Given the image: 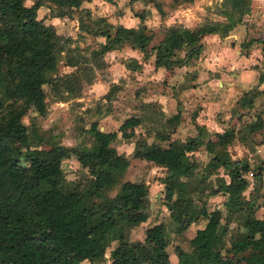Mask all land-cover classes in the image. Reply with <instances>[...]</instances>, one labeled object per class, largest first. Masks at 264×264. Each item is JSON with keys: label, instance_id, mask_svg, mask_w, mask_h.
<instances>
[{"label": "trees", "instance_id": "1", "mask_svg": "<svg viewBox=\"0 0 264 264\" xmlns=\"http://www.w3.org/2000/svg\"><path fill=\"white\" fill-rule=\"evenodd\" d=\"M83 1L88 0H32L28 4L0 0V264H80L83 260L92 264L101 260L113 240L116 244L105 264H173L165 251L169 236L163 222L145 226L142 239L136 242L126 240L125 230L149 216L147 186L141 181L119 180L128 158L112 143L117 133L124 140L139 135L132 156L163 168L164 205L179 228L198 216L205 219L189 239L190 249L177 248L175 264H264V215L255 216L257 196L250 191L244 194L248 172L261 185L264 160L251 165L246 156L230 157L227 145L234 137L233 127L207 132L197 126L194 135L172 138L178 114L166 116L155 101L141 102L142 112L128 115L114 130H101L91 122L88 130L93 145L87 148L49 141L35 120L29 127L22 122L29 110L44 114L43 85L50 86L56 76L57 56L63 51L76 52L69 36H61L52 23L37 17L39 6L45 5L50 17H71V10H83L85 16H81L87 20L80 23L96 46L88 52L91 58L104 62L103 54L109 50L136 48L142 59L152 56L153 65L163 68L162 81H166L174 66L198 56L205 33L225 34L237 23L246 22L250 0H220L213 10L220 18L195 27L177 22L147 26L142 13L135 14L138 22L134 25L112 23L104 15L89 16L92 12L81 5ZM145 1L161 14L159 0ZM261 43L264 57V41ZM123 61L130 70L140 66L132 57ZM64 63L75 66L77 61L68 58ZM79 71L62 74L67 84L73 79L81 81ZM257 81L236 99L239 109L247 112L255 98L264 95V87H259L264 72ZM71 89L64 87L65 91ZM252 115L241 124L238 137L248 140L257 131L260 139L256 143H264L262 110L253 109ZM138 125L144 129L136 133ZM199 146L209 155L200 168L203 174L198 172V157L193 154ZM70 154L88 176L78 175L65 185L61 160ZM220 167L227 180L216 176V186L207 181L202 184ZM192 180L194 185L187 188ZM115 183L117 189L110 195L108 190ZM202 185L213 186L206 194H226L223 212L217 206L208 211L195 206L190 192L203 190Z\"/></svg>", "mask_w": 264, "mask_h": 264}, {"label": "rangeland", "instance_id": "2", "mask_svg": "<svg viewBox=\"0 0 264 264\" xmlns=\"http://www.w3.org/2000/svg\"><path fill=\"white\" fill-rule=\"evenodd\" d=\"M31 1L32 0H25L26 4ZM98 1L100 0H94L95 3H91V6L86 5L90 12H92L89 16L97 17V15L102 14L112 23H117L119 20L125 24L134 23L136 20V22H138V18L135 15L136 13H142L144 15L143 22L147 26H155L158 24L168 25L177 22L188 27H195L203 24L208 19L220 18L213 11L214 5L220 0H159L162 9L161 14L158 13L150 2H146L145 0H105L107 2L104 3L103 8L98 6ZM47 12L48 9H46L45 6H41L37 9L36 15L37 17H42L45 22H48L51 18L46 17ZM81 15L85 16L83 10H71L69 15L71 17H64L59 21L55 20V30L61 36L70 37L69 44L70 46H76V52L63 51L57 56L56 76L53 77L54 79L50 86H46V84L43 85L46 101V110L44 114L37 115L34 111L29 110V112L22 117V122L27 127L30 126L32 120H35L36 124L43 132V137L49 141L67 146L91 148L93 145V138L88 130L91 122H95L96 126L104 131L116 129L118 121H114V119L118 118L117 120H119L123 116L132 113L140 114L142 112L140 103L149 100L147 98L151 97L153 92H159V90L166 87L168 88L167 92L170 93L172 88H174L172 87L173 84H180L181 82L188 86L190 83L187 74H190L191 71H196L197 64L201 66L197 70V77L199 80L201 77L204 76L202 79H205V76H207V73H201L202 69H206L202 66H211L216 69L225 66L224 62L226 61V55H223L222 53V50H224L223 45L219 47L215 46V48L211 50H208L205 48L206 46L202 45L205 52L201 56L200 61L196 62V60L194 61L192 58L189 59L185 65L182 66L180 64L176 66V71L167 78V83H163L165 81H162V75H160L161 79L155 81L157 78L156 74L152 77V74L150 75V73H148V71L151 70V64L147 67L142 66V68L144 67L143 69L137 68L135 71L125 69L123 66V60L126 58L127 54L124 50L119 49L105 53L104 58L107 60L106 63L101 61L102 59L95 60L88 55L90 48H96L94 44L95 42L92 41V37L88 34L89 31L81 25V20L83 21L82 24L87 20ZM134 17H136V19ZM222 41H224L226 45L229 42L225 41V38L224 40L222 39ZM128 54H131V52L128 51ZM178 54H182V51ZM216 55L218 56L215 57ZM68 58H71L73 61L76 60V65L70 66L65 64L64 62L68 60ZM261 63L264 65V61H261ZM78 68L80 69L78 75L81 76V81L78 83L73 79L71 83L67 84V80L62 74H67ZM183 70L186 73H184ZM213 72L214 71L211 73ZM217 72L219 73V71ZM88 79H90V81H88ZM257 82L258 81L255 80V83L251 84V86L257 84ZM67 85L72 87L70 91L64 90V87ZM203 87L205 86L199 88L195 87L194 91L183 93L180 99V103L181 100H184L185 104V107L182 109L183 118L181 119L182 122L177 131L175 130L174 135L171 134L172 138H184L186 133L192 132L193 124L190 123L191 119L189 120V115L192 112V109L198 106V103L193 101L196 97L201 100L204 99V97H206L205 100L214 98L215 95L213 91L217 88L215 81H212L211 85H206L205 88L207 89V92H205ZM187 89L189 90V87H187ZM201 95L202 97L200 98L199 96ZM235 95L236 97H234ZM235 95H232V97L237 99L239 96H237V94ZM263 101L264 95H258L254 100L253 108H264ZM235 102L236 100L233 102L229 99L228 104L223 106V110H219L218 114H222L223 112L231 114V120L233 119V122L232 124L227 125V127H233L234 130L240 132L241 124H243V122H248V120L253 118V109H249L251 113H249V111L245 112L243 109H239V106L237 107ZM181 105H183V103L180 104V107ZM171 108L174 112L176 111L174 104L171 105ZM214 112V109L209 111V116L213 115ZM170 113L171 112H168V114ZM106 115L107 117L105 119ZM237 117L238 119H236ZM142 125H145V123H142ZM142 125L136 127V133L141 132V130L144 129ZM206 135L207 133L205 136ZM238 135L240 134L235 133L232 141L227 145L230 157L237 158L246 156L251 162V165L261 164L264 160V144L254 145L251 143L257 142L258 139H260L259 133L257 131L253 132L249 136L250 138L248 137V141L244 142V144H241L238 140ZM138 136L139 135L135 134L132 138L124 140L120 138L119 133H117L116 138L112 140L116 151L124 153L128 158V165L119 180L141 181L147 186L145 204L149 211V216L142 224L128 227L124 234L126 240L133 243L142 239L143 228L145 226L159 221L163 222L169 236V242L165 246V251L169 262L175 264L178 260L177 248L185 251L190 249L189 239L196 228L203 226L205 219L198 216L196 220H193L187 226H182L181 228H179V224L171 220L168 214V209L164 205L162 184H160L161 178L164 174L163 168L146 160H137L132 156L133 143ZM151 139V135L147 136L148 141ZM193 152V154H196L198 157L197 162L199 163L197 170L199 173L203 174L205 171L200 168L207 162L209 155L205 153L202 146L197 147ZM61 168L65 178V185L70 182L73 183L78 175L88 176L85 168L80 166L78 160L73 154L62 158ZM216 176H221L226 180L228 179V176L220 167L218 170L210 172V174L206 176L207 180L203 181L202 184H205L207 181L208 184L211 182L216 186ZM246 177L249 179V184L246 187L244 194L247 195L250 191V193L252 192L253 195L257 196V199L255 200L256 203L259 204L264 202V185L261 184L259 186V181L254 180L251 172H248ZM262 177L264 181V173ZM193 185L194 180L187 185V188H190ZM200 185L201 183L197 186ZM117 186L118 183H115L108 190V193L113 195ZM202 186L203 190L196 189L190 192L191 199L195 206L197 208H201L202 206L205 210L217 206L223 212L224 205L222 201L226 198V194L217 192L214 194L216 196L206 195L209 188L213 186ZM263 210L264 209L262 208L257 210L256 215L261 217L264 212ZM220 221L221 223L224 222L223 216ZM229 226H232V222H229ZM115 244L116 241H111L105 249L101 260H94L92 261V264L107 263L110 259V250ZM88 263L89 261L87 262V260L80 262V264Z\"/></svg>", "mask_w": 264, "mask_h": 264}, {"label": "crops", "instance_id": "3", "mask_svg": "<svg viewBox=\"0 0 264 264\" xmlns=\"http://www.w3.org/2000/svg\"><path fill=\"white\" fill-rule=\"evenodd\" d=\"M107 1L105 0H100L98 1V6L99 7H104V3ZM91 3H95L94 0H88V1H83L81 5H88L91 6ZM45 6V5H41ZM39 6L38 8H40ZM86 6V7H88ZM46 9H48L45 6ZM94 9V8H93ZM96 9V8H95ZM102 15V14H99ZM47 18L49 19L48 22L52 23L55 27V20L59 21L60 19H63L66 16L58 17V16H52L50 17L48 15V12L46 14ZM106 17V16H105ZM137 17V16H136ZM136 17H134L136 19ZM42 18V17H38ZM54 19V20H52ZM107 19V17H106ZM133 19V18H132ZM109 21V20H108ZM137 21V20H136ZM124 23L121 20H119L117 23L123 24L125 26H131L134 25L135 23ZM57 32V31H56ZM229 41L228 44L226 45L224 41ZM262 41H264V0H250V14L246 20V22L242 23H237L233 27H231L225 34H219L217 32H209L205 33L202 37V43L203 46H206L208 50H211L215 48V46H221L223 45L222 53L223 55H226V61L224 62L225 66H222L220 68H212L211 66H202L205 67L206 69H202L201 73H207V76H205V79H202L203 77L200 78V80L197 77V70L200 65H196L197 70L196 71H191L190 74H187L188 80H189V85L186 86L184 83L180 84H173L172 90L170 93H168V88H164L162 90H159V92H153L151 97H148L144 102L148 101H155L157 103V106L160 108V110L165 114V115H171L174 113L178 114V123L175 126V130L177 131L178 127L180 126V123L182 122L181 119L183 118L182 114V109L185 107L184 100H181V105L180 107V99L183 95V93H188L189 91H194V88L197 87H202L206 85H211L212 81H215L217 84V88L214 89V98L205 100L204 99H198L197 97L193 100L198 103V106L192 109V112L189 115V120L191 119V122L193 124L192 132L186 133V136L188 135H194L197 132V126L203 127V130H206L207 132L211 131H222L223 129L228 128L227 125L232 124L233 119L231 120V114H226V112L222 114H218L219 110H223V106H226L228 104V101H235L236 95L239 96L242 91L250 88L251 84L255 83V80L257 81L258 75L260 72H264V65H262L261 61H264L263 53H262ZM120 50H124V52L127 54V57H132L137 60V62L140 64L138 69H143L144 67L150 66L151 70L148 71L150 75L152 74V77L154 74H156V80L161 79V76H163V68L162 67H155L153 65V58L150 56L147 59H142L141 53L139 50L136 48H130L128 46H122L119 48ZM118 48L109 50L110 51H116L119 50ZM206 49V50H207ZM128 51L131 52V54H128ZM105 52V53H107ZM204 47L201 49V52L198 54L197 57L193 58V60L196 62L200 61L201 56L204 54ZM104 53V54H105ZM103 54V60L104 63H106L107 60H105ZM216 55L215 57H217ZM221 57V56H220ZM150 59V60H149ZM149 60V61H148ZM151 61V63H150ZM190 63V62H189ZM182 66L185 65V63L181 64ZM125 67V65H123ZM142 66H144L142 68ZM178 66V65H177ZM263 66V67H262ZM123 67V69H124ZM125 69H128L125 67ZM178 69V68H177ZM130 70V69H128ZM137 70L134 69L133 71ZM176 71V66L173 68V72ZM214 71L213 73H211ZM219 71V73L217 72ZM184 73H186L183 70ZM188 73V72H187ZM167 83V81L163 82ZM189 87V90L187 89ZM205 89V92H207V89ZM259 87H264V81L259 83ZM187 90V91H185ZM185 91V92H184ZM240 93V94H239ZM232 95H235L232 97ZM200 98L202 97L199 96ZM232 97V98H230ZM158 101V102H157ZM198 101V102H197ZM161 104V105H160ZM174 104V108H176V111L171 110V105ZM237 106V105H236ZM263 106H264V101H263ZM212 109L215 110L213 115L208 114L209 111H212ZM251 109H256V110H262V117L264 116V108H251ZM244 111V109H243ZM242 111V112H243ZM249 111V110H248ZM168 112H171L168 114ZM230 113V112H229ZM249 113H251L249 111ZM134 114V113H132ZM130 115V114H129ZM123 116L121 119L117 120L118 118L114 119V121H118L117 126L122 122V120L127 117ZM107 115L105 116L106 119ZM253 117V115H252ZM238 119V117L236 118ZM109 120V119H107ZM190 125V124H189ZM114 130V129H112ZM174 130V132H175ZM108 131V130H107ZM242 131V126L240 132H237V130H234V133H241ZM174 132L172 135H174ZM185 136V137H186ZM184 137V138H185ZM180 139H183V137H179ZM238 140L241 142V144H244V142L248 141L245 139L238 138ZM252 144H264V143H256V142H251ZM229 151V150H228ZM230 153V152H229ZM137 160H143V159H138ZM151 162V161H148ZM153 163V162H152ZM161 167V166H160ZM162 168V167H161ZM264 171L262 172L263 176ZM263 178V177H261ZM132 181V180H130ZM162 184V182H160ZM261 184L264 185V181L262 179ZM219 192V191H218ZM217 193V192H216ZM206 194V195H212L216 196L214 194ZM221 193V192H220ZM221 195V194H220ZM224 201V200H223ZM222 201V203H223ZM264 209V202L259 203L255 209V216L256 211L259 209ZM212 209V208H211ZM207 211L210 209H206ZM264 211V210H263ZM264 215V212H263ZM262 215V216H263ZM261 216V217H262ZM259 217V216H257ZM192 222V221H191ZM142 224V223H141ZM140 225V224H139ZM148 226V225H147Z\"/></svg>", "mask_w": 264, "mask_h": 264}]
</instances>
